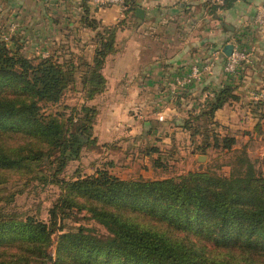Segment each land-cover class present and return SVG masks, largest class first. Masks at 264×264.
Here are the masks:
<instances>
[{
    "label": "trees",
    "instance_id": "obj_1",
    "mask_svg": "<svg viewBox=\"0 0 264 264\" xmlns=\"http://www.w3.org/2000/svg\"><path fill=\"white\" fill-rule=\"evenodd\" d=\"M133 1L124 0L126 12H135ZM86 2L82 0V24L97 32V47L93 61H85L82 69L52 57L32 60L21 54V45L12 49L0 40V184L8 173L47 165L49 183L63 191L50 210L49 223L0 208V264H264V175L246 152L232 163L229 176L192 173L124 181L102 169L73 182L59 178L84 149L97 143L92 135L98 110L84 105L80 119L63 120L59 114H42L39 105L58 104L74 75L81 74L86 102L102 94V71L116 51L120 29L102 30ZM189 88L175 94L177 103L187 98L180 92ZM237 100L234 88L226 85L206 101L193 122L206 118L214 125L216 113ZM188 125L186 129H193ZM199 135V128L194 129L193 136ZM236 144L235 138L215 133L213 144L202 150L231 153ZM75 210L87 211L106 234L83 227L67 232L63 222ZM57 233L58 257L53 259L48 250Z\"/></svg>",
    "mask_w": 264,
    "mask_h": 264
},
{
    "label": "crops",
    "instance_id": "obj_2",
    "mask_svg": "<svg viewBox=\"0 0 264 264\" xmlns=\"http://www.w3.org/2000/svg\"><path fill=\"white\" fill-rule=\"evenodd\" d=\"M217 1L220 7L214 9L202 1L134 0V13L126 12V7L125 11L117 5L94 8L86 2L90 17L102 30L120 25L116 51L106 58L102 71L106 89L93 100L100 116L94 125L96 140L107 133L119 148L122 137L129 138L132 150H140L142 158L150 160L161 142L172 145L175 138L186 135L188 112L194 119L192 111L200 113L201 103L231 85L239 100L216 113L215 124L226 130L219 133L234 137L237 146L242 142L248 154L264 147V28L255 24L264 0ZM73 4L74 0H0V26L11 32L14 24L32 30L45 22L90 31L82 24V0ZM138 9L144 11L143 19L137 17ZM90 33L94 37L95 32ZM227 45L251 54V66L244 65L239 76L230 77L224 72L226 56L221 55L213 71L185 91L187 98L180 104L176 97L167 98L177 78Z\"/></svg>",
    "mask_w": 264,
    "mask_h": 264
},
{
    "label": "rangeland",
    "instance_id": "obj_3",
    "mask_svg": "<svg viewBox=\"0 0 264 264\" xmlns=\"http://www.w3.org/2000/svg\"><path fill=\"white\" fill-rule=\"evenodd\" d=\"M85 1L92 5L90 0ZM75 2L76 0H74V4ZM92 6L94 7V5ZM36 17L38 18L39 16L36 15ZM120 18L123 20L125 17L121 14ZM90 31H81V29L72 28L70 25L69 27L61 26V24L48 26L45 22L33 26L32 30L29 27H19L14 24L11 32H7L3 29V26H0V40H3L12 49L21 45V54L32 60L52 57L54 61L66 67L71 66L82 69L85 61L90 63L93 61L96 52L94 48L97 47V32H93V37ZM50 33L53 34L50 35ZM247 61L240 66L238 76L244 65L251 66V54H249ZM74 77V82L67 88L58 104L42 103L39 105L42 107V114L46 116L59 114L63 120L75 116V119L78 120L83 116L82 107L84 105L96 108L93 106V101L86 102L81 74L78 76L74 75ZM2 86L0 85L1 88ZM170 89L172 90L171 92L169 90L167 98L171 96L173 101L176 97L175 94L179 90H176L175 83L174 86L171 84ZM180 93L185 94L182 91ZM167 98L166 101H168ZM199 107V110L205 108V102L201 103ZM102 109H100V114L102 115L103 112L104 116L106 112L102 111ZM192 113L195 114V117L199 114V112L194 111ZM189 114L188 112L184 118L189 123L187 127L192 126L193 129L188 128L186 135H180L177 139L175 138L173 143L176 141L177 145L173 146L172 143V145L166 146L161 142L158 145L160 147H157L156 150L158 152H155L154 158L152 156L153 160L152 158L150 160L142 158V155L139 154L140 150H132L128 142L129 138L122 137L123 139L120 141L123 145L119 148L116 147V139L113 140L106 133L102 137H98L95 145L84 149L78 161L69 163L59 178L73 182L82 177H91L102 169L109 170L113 175L124 181L176 179L192 173L229 176L231 173L230 166L235 162L237 156L243 152L247 153V150L243 151V143L240 142L238 146L236 144L237 147L235 146L231 153L222 152L212 147L207 148L204 152L202 147L213 144V134L217 132L226 134V130H222L218 124H208L206 118H202L198 123L193 122V116ZM98 117L100 120V116L97 115L95 123ZM190 123L192 124L190 125ZM196 128H199L200 135L195 137L193 136V130ZM92 136L96 139L94 131ZM205 136L209 137V139L206 140ZM152 139L154 140V138ZM192 140H195V146L192 145ZM145 141L147 142V139ZM108 144H111L112 147H107ZM254 151L253 154L247 153V155L256 171L264 175V147L260 148L257 146ZM110 164L113 166L110 167ZM50 179V169L47 165H38L30 170L8 173V177L0 184V208L5 206L7 211L23 219L32 217L38 222L49 223L50 210L63 194L59 186L49 183ZM63 223L67 232H76L80 227H83L94 230L99 234H106V230L101 225L91 220V216L87 211L79 212L75 210L71 213V217ZM59 236L60 233L53 236L52 246L48 250V254L53 259L58 257L56 241H58Z\"/></svg>",
    "mask_w": 264,
    "mask_h": 264
},
{
    "label": "built area",
    "instance_id": "obj_4",
    "mask_svg": "<svg viewBox=\"0 0 264 264\" xmlns=\"http://www.w3.org/2000/svg\"><path fill=\"white\" fill-rule=\"evenodd\" d=\"M190 2L194 1H202L205 3H210L213 5H218L217 0H189ZM91 4L94 5L96 8H101L104 5H113V6H120L123 11H125L124 0H90ZM255 24L260 27L264 28V4L261 5L256 13L255 17ZM223 55V51L214 52L212 57L202 64L194 65L190 72L185 74L182 77H179L175 80V88L176 90H183L189 88L193 84L197 82H201L204 77L210 74L215 66L217 65L218 60H220V56ZM249 54L240 50H234L233 54L230 57H226L224 59V72L231 76L235 77L240 72V66L243 63L248 62ZM262 99L264 96L262 95Z\"/></svg>",
    "mask_w": 264,
    "mask_h": 264
},
{
    "label": "water",
    "instance_id": "obj_5",
    "mask_svg": "<svg viewBox=\"0 0 264 264\" xmlns=\"http://www.w3.org/2000/svg\"><path fill=\"white\" fill-rule=\"evenodd\" d=\"M137 17L140 19L144 18V11L141 9L137 10ZM234 52V46L233 45H227L224 49H223V53L226 57H230Z\"/></svg>",
    "mask_w": 264,
    "mask_h": 264
}]
</instances>
